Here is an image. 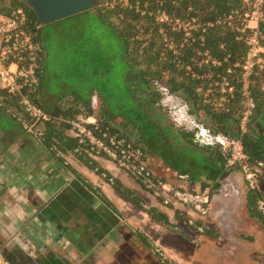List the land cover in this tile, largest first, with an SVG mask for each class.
I'll return each mask as SVG.
<instances>
[{"label": "trees", "instance_id": "16d2710c", "mask_svg": "<svg viewBox=\"0 0 264 264\" xmlns=\"http://www.w3.org/2000/svg\"><path fill=\"white\" fill-rule=\"evenodd\" d=\"M125 1L98 0L97 6L91 10L110 22L124 42L132 69L127 80L136 105L130 114L125 113L121 117L110 115L105 110L108 118L87 126L100 138L107 133L108 137L124 138L140 147L143 160L154 172L156 180L189 190H203L209 186L213 190L231 172L226 169V156L221 146L201 145L195 141L196 128H174L170 123H162L161 115L150 112V104L155 105L161 98L156 86L159 83L167 91L179 94L197 123L213 134L239 137L253 168L259 162L264 163V52L261 54L262 62L254 65L247 79L243 69L250 47L248 38L253 33L245 21L251 6L245 0H128L127 4ZM19 8L28 16L26 30L37 45L38 63L37 83L25 85L23 93L51 117L38 123L41 124L37 130L42 132L39 137L41 143L60 164L82 176L92 190L98 192L99 188L79 173L68 162V157L103 178L132 203L142 205V198L104 167L98 157L112 158L97 153L87 138L81 141L80 136L70 133L73 130L68 120L77 119L81 114L85 118L94 116L92 101L75 100L53 106L41 101L45 60V47L39 32L41 22L27 0H0L1 15L10 16ZM158 11H165L172 22L157 20ZM177 19L191 23L190 34L177 27ZM259 28L264 45V3ZM26 62L29 63L28 60ZM0 95L3 97L0 101V127L9 130L20 126L23 131L28 130L25 124L32 120L21 103V96L1 87ZM126 125L132 126L137 137L127 133ZM151 156L161 159L175 177L159 174ZM120 169L146 189L139 179ZM180 175L188 176L185 184L174 181V178L182 181ZM99 195L107 199L106 195ZM263 200L261 190L249 188L248 211L264 226V210L259 208ZM148 212L153 218L168 224V219L161 217L156 209L150 208ZM198 224L201 222L196 221L192 228L196 229ZM203 233H211V230L205 225Z\"/></svg>", "mask_w": 264, "mask_h": 264}, {"label": "crops", "instance_id": "0c3cea01", "mask_svg": "<svg viewBox=\"0 0 264 264\" xmlns=\"http://www.w3.org/2000/svg\"><path fill=\"white\" fill-rule=\"evenodd\" d=\"M25 126L0 127V264H264V227L248 211L242 173H230L227 188L213 195L205 218L211 233L194 234L191 242L188 207L164 204L126 172L104 164L142 198V205L134 204L68 157L96 192L53 157L38 128Z\"/></svg>", "mask_w": 264, "mask_h": 264}, {"label": "rangeland", "instance_id": "374dc122", "mask_svg": "<svg viewBox=\"0 0 264 264\" xmlns=\"http://www.w3.org/2000/svg\"><path fill=\"white\" fill-rule=\"evenodd\" d=\"M127 3L128 0L125 1V4ZM159 13L160 11L157 12V20ZM111 19L116 20L114 16ZM39 32L45 47L44 84L40 93L42 102L53 106L55 103L65 105L75 100L92 101L94 107L92 119L96 124L98 120L109 117L105 110L117 117L130 114V110L136 105L127 80L132 69L126 57L124 42L110 22L95 10H88L52 23H41ZM156 86L159 88L161 98L155 105L150 104V112L161 115L162 123H170L174 128L193 130L197 121L188 112V106L183 98L179 94L167 91L159 83H156ZM2 99L0 95V101ZM81 116L83 115L79 117ZM37 128H41V124H37L35 130ZM126 128L127 133L137 137L132 126L126 125ZM98 158L103 165L108 163L117 166L113 160ZM150 159L159 174L175 177L174 173L163 165L161 159L154 156ZM235 172L242 173L239 170L230 173ZM230 176L231 174H228L219 181V185L213 189V195L227 188L226 177ZM222 184L224 189L220 186ZM251 187L261 190L264 196V168H258L254 186L243 177L244 190L247 192ZM259 208L264 210V200L259 203ZM186 226L194 229L187 225V222ZM193 231L195 232H191V242L201 234L196 229ZM167 261L169 264H179L176 261Z\"/></svg>", "mask_w": 264, "mask_h": 264}, {"label": "built area", "instance_id": "2783aa9c", "mask_svg": "<svg viewBox=\"0 0 264 264\" xmlns=\"http://www.w3.org/2000/svg\"><path fill=\"white\" fill-rule=\"evenodd\" d=\"M245 1L251 6L250 12L245 15L246 27L253 32L248 38L250 47L243 64L244 77L247 79L252 73L254 65L262 62L261 54L264 52V45L262 44L263 35L260 32L259 22L264 0ZM158 19L160 22H172L165 11H160ZM27 21L28 16L22 8L14 10L10 16L0 14V87L11 94L21 96V103L32 120L29 128L33 129L39 122H46L51 117L23 93L25 85L37 83L38 66L37 45L32 34L26 30ZM175 23L180 28H184L186 34H190L192 27L190 22L177 19ZM250 106H252L251 101ZM67 122L71 125L73 133L80 136L81 141L87 138L97 153L112 158L119 168L139 179L146 189L155 197L161 198L164 204L175 201L188 207L191 216L188 217L187 225L192 227L196 221H199L201 224L197 225L196 230L201 233L204 231L205 218L210 213L213 201L212 187L209 186L203 190H189L181 188L182 186L174 187L171 183L156 180L154 172L143 160L142 149L136 147L133 142H126L124 138L117 136L108 137L107 133L103 134V138L98 137L94 130L87 126V124H96L92 117L81 116ZM195 128L197 129L196 142L201 145L221 146L226 156V169L241 171L247 182L251 186L255 185L258 168L264 167V163L259 162L256 168L251 166L239 137L213 134L207 127L197 122ZM41 134V131L37 132V135L41 136ZM187 178V175H180V179L186 180Z\"/></svg>", "mask_w": 264, "mask_h": 264}, {"label": "water", "instance_id": "95a60500", "mask_svg": "<svg viewBox=\"0 0 264 264\" xmlns=\"http://www.w3.org/2000/svg\"><path fill=\"white\" fill-rule=\"evenodd\" d=\"M42 24L52 23L88 11L98 0H27Z\"/></svg>", "mask_w": 264, "mask_h": 264}, {"label": "flooded vegetation", "instance_id": "af4514ba", "mask_svg": "<svg viewBox=\"0 0 264 264\" xmlns=\"http://www.w3.org/2000/svg\"><path fill=\"white\" fill-rule=\"evenodd\" d=\"M226 184V183H225ZM220 186H222V189H224V187H223V184L222 185H220Z\"/></svg>", "mask_w": 264, "mask_h": 264}]
</instances>
